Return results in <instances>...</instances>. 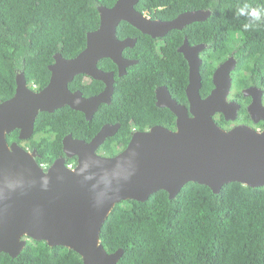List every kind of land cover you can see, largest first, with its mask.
Wrapping results in <instances>:
<instances>
[{
    "label": "trees",
    "instance_id": "1",
    "mask_svg": "<svg viewBox=\"0 0 264 264\" xmlns=\"http://www.w3.org/2000/svg\"><path fill=\"white\" fill-rule=\"evenodd\" d=\"M116 2L0 0V103L15 95L19 73H24L31 88L33 84L37 90L45 88L55 55L69 59L82 52L88 33L100 25L98 8ZM135 7L164 21L187 11L212 13L204 21L170 32L161 47L157 39L121 22L118 37L138 39L124 50V57L138 63L122 77L112 59L99 63L102 70L115 72L111 104H103L92 120L70 106L41 112L33 136L22 141L17 129L8 134L10 143L18 141L35 150L39 164L49 167L65 156L63 140L70 134L90 141L104 125L120 124L117 134L98 150L115 156L137 130L155 125L175 130L176 116L157 106L156 90L165 86L176 101L188 104L189 65L179 51L185 37L190 45H206L203 92L213 88L211 72L229 55L236 60L238 89L251 84L264 88V0H139ZM253 9L258 18L251 14ZM69 87L91 97L101 93L105 84L78 75ZM244 120H250L246 102L240 113V121ZM69 163L77 165V158L67 159ZM101 242L109 253L124 249L118 264H264V187L230 182L215 193L209 186L189 182L174 199L162 190L145 202L126 200L106 219ZM0 264H83V260L68 247L29 238L18 256L0 253Z\"/></svg>",
    "mask_w": 264,
    "mask_h": 264
},
{
    "label": "water",
    "instance_id": "2",
    "mask_svg": "<svg viewBox=\"0 0 264 264\" xmlns=\"http://www.w3.org/2000/svg\"><path fill=\"white\" fill-rule=\"evenodd\" d=\"M138 2L117 0L112 7L100 6V25L88 33L87 45L78 56L67 59L57 53L49 66L50 81L41 91L31 89L24 73H19L15 95L0 103V253L16 257L31 238L76 251L83 264H118L124 249L109 253L101 242V230L121 202H145L162 190L174 199L189 182L209 186L215 193L230 182L264 187V130L243 124L226 130L214 118L216 114L227 119L238 115L239 106L227 100L235 59L229 58L216 69L215 87L202 98L200 53L206 46H192L188 38L179 51L189 63V107L175 101L167 87L156 90L157 106L176 115L175 130L155 125L137 131L115 156L100 155L98 149L116 135L120 124L103 127L89 142L68 135L63 140L65 156L49 167L39 164L35 150L8 141V134L17 129L20 140H29L41 112L70 106L90 120L101 105L111 104L115 72L100 69L99 61L112 59L121 77L138 63L123 55L138 39H120L117 28L121 22L153 38H163L212 13L187 11L164 21L138 11ZM82 73L103 81L105 89L91 97L72 91L70 83ZM248 113L255 122L264 120L262 97L253 99ZM70 158H77L76 166L67 164Z\"/></svg>",
    "mask_w": 264,
    "mask_h": 264
},
{
    "label": "flooded vegetation",
    "instance_id": "3",
    "mask_svg": "<svg viewBox=\"0 0 264 264\" xmlns=\"http://www.w3.org/2000/svg\"><path fill=\"white\" fill-rule=\"evenodd\" d=\"M147 16L148 17H151L150 15H148L147 14ZM152 18V17H151ZM153 19V18H152ZM185 28V27H184ZM183 28V29H184ZM117 31H118V28H117ZM172 32V31H171ZM170 33V32H169ZM168 33V34H169ZM167 34V35H168ZM166 35V36H167ZM165 36V37H166ZM165 37H158V38H154V39H157L158 40V44H159V46L161 47L162 46V44H163V42H164V38ZM129 38V37H128ZM186 38L187 37H185V40H186ZM126 39V38H125ZM185 40H184V43H185ZM184 43L180 46V48L184 45ZM190 44V43H189ZM136 45V44H135ZM198 45H205V44H198ZM192 46H196V45H192ZM206 46V45H205ZM179 48V49H180ZM81 53V52H80ZM124 53V52H123ZM202 54H203V51H201V53H200V57H201V59H202V64H203V56H202ZM124 55V54H123ZM78 56V55H77ZM234 55H229V56H227V58L223 61V62H225L227 59H229V58H231V57H233ZM64 57V56H63ZM65 58V57H64ZM68 59V58H67ZM69 59H72V58H69ZM105 59H107V58H105ZM110 59V58H109ZM104 60V59H103ZM102 61V60H101ZM101 61H99V63L101 62ZM99 63H98V66H99ZM222 63V62H221ZM188 65H189V63H188ZM219 65V64H218ZM215 66V68L212 70V72H211V77H212V82H213V77H214V73H215V71H216V69L219 67V66ZM202 66V65H201ZM100 68V67H99ZM101 69V68H100ZM128 69V68H127ZM235 71H236V69L234 70V71H232L231 72V75H232V78H233V83H232V88H231V91H230V93H229V95H228V98H227V100H228V102H230V103H235L236 105H238L239 106V108H238V115H237V117L235 118V119H227L226 118V116L225 115H222V114H216L215 115V120H216V122L221 126V127H223L224 129H226V130H231V129H233L234 127H236L237 125H240V124H243V125H247V126H250V127H253V128H255L256 130H258V131H263L264 130V120H260L259 122H255V121H253V119H252V117L250 116V114H249V117H250V120H244V121H240V113H241V110H242V108H243V105H244V103L246 102V109H247V112H248V106L253 102V99L254 98H256V97H262V105L264 106V88H261V87H259L257 84H251V85H249V86H246V87H244V88H240V89H238L237 88V84H236V73H235ZM107 72H111V71H107ZM114 72V71H113ZM200 73H201V67H200ZM79 75H85V76H87V78H89V79H93L91 76H89V75H87V74H84V73H82V74H79ZM203 75H201V77H202ZM96 80V79H95ZM105 84V83H104ZM29 85V84H28ZM105 86H106V84H105ZM201 86H202V84H201ZM30 87V86H29ZM161 87V86H160ZM214 87H215V85H214V82H213V88L208 92V91H205V92H203V90H202V87L200 88V95H201V97L202 98H206V97H208L210 94H211V92L213 91V89H214ZM32 88H33V90L34 91H41V90H37V85L36 84H33L32 85ZM159 88V87H158ZM157 88V89H158ZM105 89V88H104ZM187 89V88H186ZM247 89H249V91L246 93V90ZM77 91V90H76ZM171 94V93H170ZM186 94H187V91H186ZM98 95V94H97ZM95 96V95H94ZM172 96V95H171ZM174 99V98H173ZM187 99H188V95H187ZM175 100V99H174ZM176 101V100H175ZM178 102V101H177ZM179 103V102H178ZM180 104V103H179ZM180 105H183V106H186V107H189V100H188V104H185V103H182V104H180ZM102 106V105H101ZM161 108H164V107H161ZM95 115V114H94ZM176 116V115H175ZM94 117V116H93ZM87 119V118H86ZM93 119V118H92ZM92 119H90V120H92ZM107 125H110V124H106V125H104L103 127H105V126H107ZM117 125V124H116ZM113 126V125H112ZM103 127L101 128V130L103 129ZM121 127V126H120ZM100 130V131H101ZM99 131V132H100ZM137 131H139V130H137ZM137 131H135V132H137ZM98 132V133H99ZM134 132V133H135ZM97 133V134H98ZM97 134L95 135V136H97ZM117 134V133H116ZM71 135V134H70ZM134 135V134H133ZM133 135H132V137H133ZM94 136V137H95ZM93 137V138H94ZM92 138V139H93ZM78 139V138H77ZM132 139V138H131ZM26 140V139H25ZM82 140V139H81ZM91 141V140H90ZM131 141V140H130ZM12 142H14V141H12ZM16 142H18V141H16ZM87 142H89V141H87ZM19 143V142H18ZM105 143V142H104ZM103 143V144H104ZM130 143V142H129ZM19 144H21V143H19ZM102 144V145H103ZM22 146H24L25 148H27L28 149V147H26L24 144H21ZM101 145V146H102ZM100 146V147H101ZM128 146V145H127ZM99 147V148H100ZM125 149V148H124ZM123 149V150H124ZM30 150V149H29ZM99 150V149H98ZM30 151H32V150H30ZM121 152V151H120ZM119 152V153H120ZM98 153L100 154V152L98 151ZM118 153V154H119ZM100 155H103V154H100ZM117 155V154H116ZM105 156V155H104ZM78 162V161H77ZM70 164H72V165H74L73 163H70ZM76 166V165H75ZM46 167V166H45Z\"/></svg>",
    "mask_w": 264,
    "mask_h": 264
},
{
    "label": "clouds",
    "instance_id": "4",
    "mask_svg": "<svg viewBox=\"0 0 264 264\" xmlns=\"http://www.w3.org/2000/svg\"><path fill=\"white\" fill-rule=\"evenodd\" d=\"M146 15L148 14V13H145ZM251 14L253 15V16H255V17H259V13H258V11L256 10V9H253L252 10V12H251ZM149 15V14H148ZM246 28H247V25L245 26ZM232 58V57H231ZM234 58V57H233ZM228 60V59H227ZM235 62H236V60H235ZM222 63H224V62H222ZM222 63H220L218 66H220ZM236 69V68H235ZM234 69V70H235ZM233 70V71H234ZM31 88V87H30ZM31 89H33V88H31ZM43 166V165H42ZM245 185V184H244ZM247 186V185H246ZM259 187V186H258ZM262 187V186H261Z\"/></svg>",
    "mask_w": 264,
    "mask_h": 264
},
{
    "label": "built area",
    "instance_id": "5",
    "mask_svg": "<svg viewBox=\"0 0 264 264\" xmlns=\"http://www.w3.org/2000/svg\"><path fill=\"white\" fill-rule=\"evenodd\" d=\"M70 166H73V165L71 164ZM44 167H45V165H44Z\"/></svg>",
    "mask_w": 264,
    "mask_h": 264
}]
</instances>
